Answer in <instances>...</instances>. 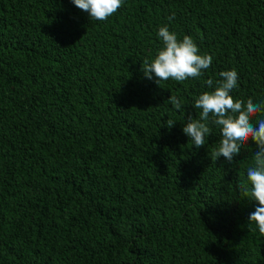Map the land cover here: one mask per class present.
<instances>
[{
    "label": "trees",
    "instance_id": "16d2710c",
    "mask_svg": "<svg viewBox=\"0 0 264 264\" xmlns=\"http://www.w3.org/2000/svg\"><path fill=\"white\" fill-rule=\"evenodd\" d=\"M163 26L213 56L201 77L145 76ZM232 69L233 98L264 102V0H124L106 21L0 0V264H264L239 191L255 142L230 164L220 127L200 148L182 130Z\"/></svg>",
    "mask_w": 264,
    "mask_h": 264
},
{
    "label": "clouds",
    "instance_id": "9594fccd",
    "mask_svg": "<svg viewBox=\"0 0 264 264\" xmlns=\"http://www.w3.org/2000/svg\"><path fill=\"white\" fill-rule=\"evenodd\" d=\"M80 10L88 13L90 19L106 21L123 5L124 0H72ZM174 19L173 16L169 20ZM163 47L149 63L143 62L142 71L148 79L155 76L159 81L174 80L183 82L201 77L213 63V56L201 54L198 45L189 35L178 38L167 26L160 27L157 33ZM221 80L216 82L214 91L204 92L195 100L194 108L200 109L199 119L188 116L183 132L189 137L192 145L200 148L206 145L212 129L209 121L220 127L222 139L220 147L213 154L216 160L223 157L232 164L248 147L249 141L255 142L257 151L254 153L255 166L247 169V183L239 185L242 198L257 202L255 211L249 215V223H254L259 233L264 236V119L253 125V118L264 113V102L254 103L249 99L246 103L236 100L230 94L239 87V75L235 69L219 73ZM206 84L213 87L214 81L208 79ZM171 105L179 112H185L181 101L170 96ZM175 123L169 121L170 127Z\"/></svg>",
    "mask_w": 264,
    "mask_h": 264
}]
</instances>
